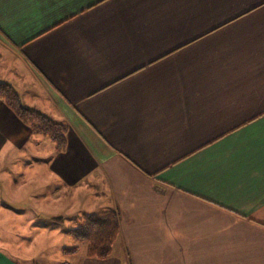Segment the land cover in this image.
<instances>
[{"label":"crops","instance_id":"obj_1","mask_svg":"<svg viewBox=\"0 0 264 264\" xmlns=\"http://www.w3.org/2000/svg\"><path fill=\"white\" fill-rule=\"evenodd\" d=\"M0 83L67 127L0 102V264H264V0H0ZM106 210L88 258L65 225Z\"/></svg>","mask_w":264,"mask_h":264},{"label":"trees","instance_id":"obj_2","mask_svg":"<svg viewBox=\"0 0 264 264\" xmlns=\"http://www.w3.org/2000/svg\"><path fill=\"white\" fill-rule=\"evenodd\" d=\"M0 102L32 132L46 137L54 144L56 152H62L66 146L67 127L53 121L40 112L25 107L17 93L6 83H0ZM57 221H62L60 218ZM67 234L75 241L85 245L88 258L104 260L111 255L112 247L118 237L119 227L112 210L82 214L75 219V227ZM77 247L63 249L65 255L77 252Z\"/></svg>","mask_w":264,"mask_h":264},{"label":"rangeland","instance_id":"obj_3","mask_svg":"<svg viewBox=\"0 0 264 264\" xmlns=\"http://www.w3.org/2000/svg\"><path fill=\"white\" fill-rule=\"evenodd\" d=\"M65 227L68 228H72L73 225L69 224V225H65ZM75 227V226H74ZM119 236V234H118ZM68 239V241H67ZM118 239V237H117ZM116 239V241H117ZM115 241V242H116ZM61 245H66V247H73L74 244H72V239L71 237L64 235V237H62V241H60ZM53 247L56 246L52 245ZM40 248L35 249L34 251L30 252L31 253V260L29 259L28 262L29 263H33V264H61L62 262L60 261V255L59 252L56 250L57 248H50L49 246H47L46 248H44V250Z\"/></svg>","mask_w":264,"mask_h":264}]
</instances>
